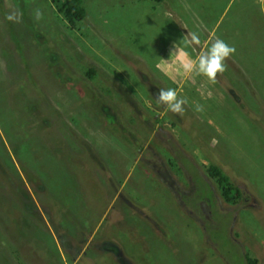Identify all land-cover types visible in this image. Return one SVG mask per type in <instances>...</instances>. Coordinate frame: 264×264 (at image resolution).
<instances>
[{"label":"rangeland","instance_id":"obj_1","mask_svg":"<svg viewBox=\"0 0 264 264\" xmlns=\"http://www.w3.org/2000/svg\"><path fill=\"white\" fill-rule=\"evenodd\" d=\"M81 3L71 28L51 0H0V264H264V0ZM187 31L192 56L235 47L217 83L177 74ZM146 75L187 100L183 117L148 109Z\"/></svg>","mask_w":264,"mask_h":264},{"label":"clouds","instance_id":"obj_2","mask_svg":"<svg viewBox=\"0 0 264 264\" xmlns=\"http://www.w3.org/2000/svg\"><path fill=\"white\" fill-rule=\"evenodd\" d=\"M43 13L37 9L34 18L40 20ZM9 20L19 22L20 16L18 14L9 15ZM202 46L200 35L196 31H187V34L174 46L170 57L172 62L178 65L177 74L181 72L184 74H196L206 77L207 80L215 84L217 83L218 74L222 75L226 71L225 61L231 57L236 49L230 46L223 39L216 37L209 41L208 46L198 55L192 56L187 49L192 48L194 51ZM168 63V60H165ZM158 104L163 105L170 112L183 117L185 113L184 105L187 104L185 98H180L178 92L174 88H161L156 96ZM196 111H203V106L197 104Z\"/></svg>","mask_w":264,"mask_h":264},{"label":"trees","instance_id":"obj_3","mask_svg":"<svg viewBox=\"0 0 264 264\" xmlns=\"http://www.w3.org/2000/svg\"><path fill=\"white\" fill-rule=\"evenodd\" d=\"M53 4L56 5L58 11L64 16L63 18L66 20L67 24L73 28L76 26V23L85 18L86 9L81 3V0H51ZM154 1H162V0H154ZM96 69L93 66H89L86 70V75L88 77L95 76ZM208 174L216 180L220 190L222 191V195L225 199L235 202L238 201L243 194L240 187L236 185L228 174L224 172V170L217 164H210L208 167ZM3 169L0 166V171ZM5 171V170H4ZM248 261L252 264L254 259L249 256L248 253L245 254ZM7 263V262H6ZM18 263V262H17ZM19 264V263H18Z\"/></svg>","mask_w":264,"mask_h":264},{"label":"flooded vegetation","instance_id":"obj_4","mask_svg":"<svg viewBox=\"0 0 264 264\" xmlns=\"http://www.w3.org/2000/svg\"><path fill=\"white\" fill-rule=\"evenodd\" d=\"M202 51V50H201ZM200 51V52H201ZM155 74L157 75V74H160V72H158V69H157V71H155ZM161 77H162V75H160ZM155 77V80H154V78H153V76H151V77H149L148 75H146V77H143L142 79H143V81H144V83L147 85V88L149 89V94L151 95V97L154 99V105L153 106H148L147 108L148 109H153V110H157L156 109V106H158L157 105V101H156V96H157V94H158V91H159V89H161V88H163L162 87V83H160V81H159V79L156 77V76H154ZM156 78H157V80H156ZM162 78H164V79H167V78H165L164 76L162 77ZM113 79V78H112ZM110 81V83H112V84H115L116 85V82H114L115 81V79H113V80H109ZM156 90V91H155ZM107 105V100L105 101V103H104V106H106ZM161 108H163L164 110H167V108L165 107V106H163V105H159ZM156 116L157 117H159L158 116V113H156ZM143 117H144V115H143ZM154 125H156V124H154ZM158 127H160V125L158 124L157 125ZM155 155V154H154ZM3 174H5V179H6V182H7V177H6V172L4 171V170H2L1 171ZM23 182H24V180H23ZM11 184L13 185V182H11ZM10 184V185H11ZM15 186V188L17 189V191H18V187H19V189H21V193H22V195L23 196H25V199H24V204L25 205H27V203H28V201L29 200H32L31 199V196L33 195V193L31 192V190H30V188L28 187V183L27 182H24L22 185H14ZM19 196H20V194H19ZM34 200V199H33ZM25 201H27V202H25ZM38 204H36V206H35V209L36 210H38ZM39 212V211H38ZM103 243H108V244H110V245H112V246H106V247H104L103 246V248L105 249H103L106 253H108V254H112L113 256H117V257H119L120 255L123 257V259L124 260H127L125 257H124V255H123V253L120 251V249H118L116 246H114L113 244L114 243H110V242H108L107 240L105 241V242H103ZM117 259H119V258H117Z\"/></svg>","mask_w":264,"mask_h":264},{"label":"crops","instance_id":"obj_5","mask_svg":"<svg viewBox=\"0 0 264 264\" xmlns=\"http://www.w3.org/2000/svg\"><path fill=\"white\" fill-rule=\"evenodd\" d=\"M20 254L22 255V256H24L25 254H26V252H24V251H22V248L20 247Z\"/></svg>","mask_w":264,"mask_h":264}]
</instances>
